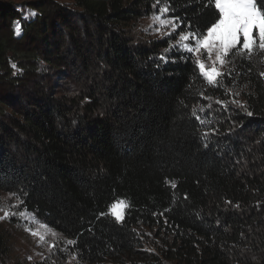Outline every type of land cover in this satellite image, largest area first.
Listing matches in <instances>:
<instances>
[{
  "label": "trees",
  "instance_id": "16d2710c",
  "mask_svg": "<svg viewBox=\"0 0 264 264\" xmlns=\"http://www.w3.org/2000/svg\"><path fill=\"white\" fill-rule=\"evenodd\" d=\"M160 1L180 27L148 44L126 25L157 0L0 1V190L76 241L72 264H264V51L258 38L251 55L233 50L209 85L194 57L165 49L215 9ZM232 92L246 107L213 117L206 103Z\"/></svg>",
  "mask_w": 264,
  "mask_h": 264
},
{
  "label": "snow or ice",
  "instance_id": "6c2138e0",
  "mask_svg": "<svg viewBox=\"0 0 264 264\" xmlns=\"http://www.w3.org/2000/svg\"><path fill=\"white\" fill-rule=\"evenodd\" d=\"M154 8L159 9V14L152 17L154 21H158L161 27L170 26V31L162 33L164 37H171L177 32L180 27V23L177 22L179 18L174 15L169 18H164L169 12V5H160V0H157ZM206 8H214L213 13L214 22H209L203 26V31L200 27H197L195 31H192V25L187 26V31H180L179 37L175 44H169V47L165 49V52H170L172 49L182 50L184 53L190 54L193 59V63L199 69L200 75L209 85L218 86L219 78L224 75L218 70L217 65H223L225 63V57L235 50L241 56L245 53L252 54L254 45L257 43L259 49L264 51V6H258V0H208L205 5ZM218 14V18H217ZM35 15V13H32ZM210 25V26H209ZM160 29H157L159 31ZM15 31L17 34L21 31V24L19 21L15 22ZM255 31V35H254ZM207 56V59L211 62L210 65H206L205 61L201 59L202 55ZM161 59H165V56H161ZM230 75V73H229ZM264 76V72L260 73ZM232 103L237 104L239 107L244 108L245 105L241 104L237 100H232ZM217 104L225 105L224 101H216ZM226 106V105H225ZM210 107V106H209ZM200 113L206 114V109L200 106L198 109H192V116L201 121L203 125L204 120L201 119ZM247 115L251 116L252 113L248 112ZM203 135L207 137L208 132H204ZM170 183L173 188L176 187L175 181H165ZM23 201H19L17 207L22 205ZM128 203L125 200H115L108 206V214L113 216L117 221L123 219V213L127 209ZM19 215L21 218L32 219L27 209L19 213L11 212L9 210H3V215L0 219H6L11 216ZM101 215H104L102 213ZM42 228H46V225H41ZM33 236H37L40 241H44L46 234H42L40 231H33L30 228H26ZM51 232V229H48ZM53 236L56 234L51 232ZM67 245L75 246V240H67ZM55 247L50 245V248ZM67 249H65L66 251ZM75 259V256L73 257Z\"/></svg>",
  "mask_w": 264,
  "mask_h": 264
},
{
  "label": "rangeland",
  "instance_id": "374dc122",
  "mask_svg": "<svg viewBox=\"0 0 264 264\" xmlns=\"http://www.w3.org/2000/svg\"><path fill=\"white\" fill-rule=\"evenodd\" d=\"M0 1L6 2L13 6L15 5L17 7H22V12H25V4L34 0ZM55 1L75 8L74 0ZM125 1L130 2L132 0ZM154 4H156V2L151 4V11L149 14L143 15L134 22H131L126 25V29L129 30L135 42L141 44H148L149 42H153L157 39L165 38L164 36H162V33L169 32L171 30L170 26L161 27L158 21H154L152 19L154 15L159 14V9L154 8ZM160 5L164 6L165 4L160 1ZM169 17L170 15L168 12L164 18ZM157 29L160 30L157 31ZM178 37H176L175 40L171 41L170 44H175ZM201 59L205 61L206 65L211 64V62L207 59L206 54L202 55ZM226 60L227 57H225V63L223 65H217L219 71L223 72L227 68ZM83 81H87V79L81 76H78L75 80H71L70 82L62 81L61 91L65 96L75 94L73 92L77 89L76 87ZM81 96L82 95H80V98ZM232 100H237L242 104L243 100L241 94L238 92H232L231 95L226 96V100L224 101L226 106L229 104L230 106L236 109H240L241 107H239L235 103H232ZM84 101L85 100H82L81 103ZM216 101L218 100L213 99L206 103V106L211 109L213 117H215V106H218V109L223 108V106H225L217 104ZM212 132H215V130H213ZM18 203V198L14 194L0 190V216L3 215V210L5 209L16 213L24 211L21 205L13 207L14 205H18ZM28 213L31 216H34L35 219L32 220L21 218L19 215L11 216L6 219H0V238L3 242V245L7 247L8 252L7 257H5L6 261L4 264H13L15 262L23 264L33 262H43L44 264H72L74 260L73 257H69L68 255V249L66 247L67 244L65 238H63L54 229L46 225L42 220L38 219L34 214L30 212ZM41 225H46L47 227L42 228ZM26 228H30L33 231H40L42 234H46L45 240L40 241L37 236H33L32 234H30L29 231H26ZM48 229H51V232H54L56 235L53 236L51 232H48ZM50 245H54L55 247L50 248ZM65 249L67 250L65 251Z\"/></svg>",
  "mask_w": 264,
  "mask_h": 264
}]
</instances>
